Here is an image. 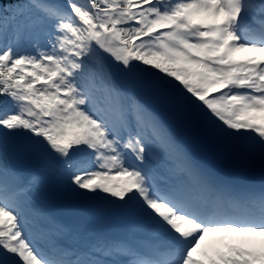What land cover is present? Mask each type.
Wrapping results in <instances>:
<instances>
[{"label": "snow or ice", "instance_id": "snow-or-ice-1", "mask_svg": "<svg viewBox=\"0 0 264 264\" xmlns=\"http://www.w3.org/2000/svg\"><path fill=\"white\" fill-rule=\"evenodd\" d=\"M0 264H264V0H0Z\"/></svg>", "mask_w": 264, "mask_h": 264}]
</instances>
